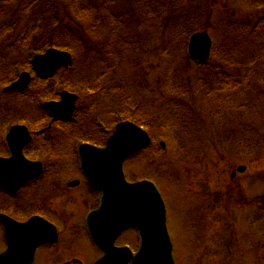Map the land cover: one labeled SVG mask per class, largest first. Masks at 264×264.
I'll return each mask as SVG.
<instances>
[{
    "label": "rangeland",
    "instance_id": "1",
    "mask_svg": "<svg viewBox=\"0 0 264 264\" xmlns=\"http://www.w3.org/2000/svg\"><path fill=\"white\" fill-rule=\"evenodd\" d=\"M35 1L0 0V27L2 24L11 25L9 29L0 32V54L8 53L5 50L8 43L13 44V47L17 46V58L20 60H14L22 61L23 64L19 63L17 66L16 75L23 69L30 71L29 63L26 64L25 59L31 54L25 55L23 49H18L21 46L19 43L28 39L25 38L27 33L32 46H35L32 50L34 55L43 54L42 52L51 47L61 49L58 43L55 45L50 42L53 38L55 43L57 34L61 31L71 32V37L75 33V36L83 35L92 43L101 41V50L106 53V62L100 65L96 64L97 60H81L79 52L75 55L71 51L74 56L71 66L61 68L44 84L51 86L57 81L53 88L55 94L63 90L61 84L66 80H74L77 85L83 81L92 85L82 91L72 90L78 94V115L69 123L63 121L67 125L59 122L52 127L54 140H51L46 154L50 155V149H53L58 167L55 175L58 172L60 175L55 178L54 192H51L48 185L43 187L44 194L55 195L49 199L44 198V207L55 208L75 221L76 244L80 246L84 256L77 253V257L84 258L88 264L100 255L82 230L83 214L95 204L96 192L88 190L78 171L74 154L79 144L97 133L88 130L92 126V115H106L108 110L117 107L124 99L138 104V111L159 115L165 121L173 113V110L161 111L173 95L170 86H173L174 81L167 76L170 69L168 66L170 61L180 63L176 56L170 58L169 50L176 48V54L181 57V45L187 48L188 37L186 42L176 39L184 38L180 34L185 31L186 25L192 24L190 26L198 28L197 32L206 30L212 39V47L218 48V52L219 42L225 40L224 34L229 29H233V22L236 21V27L252 29L255 38H252L253 33L247 34L244 31L239 32L242 37L231 38L237 45L240 43L242 49L248 43L249 56H244L247 64L251 62L253 53H260V49L264 48L263 26L257 27L256 31L253 27L260 16L264 17V11L240 0H187L182 3L188 7L178 3L179 0H159L161 2L155 6L147 0H143L144 4L141 3L142 0H137L142 7L137 5L136 0H91L96 7L101 8L97 11L102 16L103 4L114 16L112 21L110 16H104V20L97 22L93 18L95 12H88L87 17L83 13L80 20L76 19L70 8V0H38V5L42 8H58L59 23H41L43 28L35 24V28H32L29 25H32L30 20L33 14L29 13V4H32L33 12L37 11L39 6ZM86 1L82 3L85 10L89 7V1ZM164 13L167 16L163 21L157 15ZM192 15L200 19L182 24L177 21L179 17ZM22 29L27 30V33L22 40H18L17 35ZM122 40H126L127 45L122 44ZM260 64L247 79L253 85L252 91H246L248 95L242 96L238 86L244 87L249 83L243 80V69L241 73L229 68L223 69L226 73L234 72L237 84L233 79L232 85H218L212 81L213 78L208 72L204 71V74L196 76L198 68L195 64L182 61L175 76L181 85L186 86V82L192 84L196 78L203 79L202 90L198 92L195 88L196 98L187 107L189 114H186L192 120L193 126L176 127V130L169 127L159 129L156 133L151 131L153 138H157V143L150 149L129 157L124 163L127 180L146 178L157 185L166 206V222L176 251L177 264H264V234L261 241L254 240L257 246L251 252L248 248L250 233L247 232V228L252 227L250 221L248 222V215L252 211L264 213V84L260 82L264 80V62ZM2 67L0 63L1 91L16 78L15 76L10 79ZM237 69L241 68L236 67ZM206 81L214 83H210L213 87L211 101L208 95H202L203 87L208 85ZM73 87H76L75 84ZM187 89L193 95L190 89L194 88ZM41 102L37 98L33 105L36 107L35 104L40 105ZM33 105L26 97L1 92L0 120L5 119L1 120L6 123L5 130L23 117L31 122V118L37 116ZM182 119H186L184 115ZM114 122L100 137L109 136ZM166 129L169 131L165 133ZM160 139L164 147L158 145ZM244 140L248 144L239 142ZM253 141L257 142L252 144ZM4 152L3 137L0 154ZM240 165L245 166L242 172L236 170ZM235 170V175L231 177V172ZM75 179L79 183L70 188L69 182ZM0 201H4L2 196ZM19 201L20 198H17V204ZM68 221L69 218L66 223ZM193 226L202 230L192 235L196 240L189 245V228L192 229ZM258 236V232L253 234L252 231V240ZM135 241V231L130 229L117 238L116 244L128 243L134 247Z\"/></svg>",
    "mask_w": 264,
    "mask_h": 264
},
{
    "label": "water",
    "instance_id": "2",
    "mask_svg": "<svg viewBox=\"0 0 264 264\" xmlns=\"http://www.w3.org/2000/svg\"><path fill=\"white\" fill-rule=\"evenodd\" d=\"M210 44L211 40L206 32H196L190 37L189 52L193 57L205 60ZM71 62L69 52L49 48L45 53L33 57L32 66L37 75L48 77L62 65H69ZM29 80V74L23 72L5 90L25 89ZM76 97L73 93L63 91L60 101L47 102L45 106L51 110L53 117L69 119L75 108ZM8 140L13 156L0 159V186L15 190L40 173L41 164L28 161L22 156V145L29 140L25 127L13 126ZM149 142L148 134L141 127L130 121H123L116 125L105 147L81 144L78 148L81 168L86 178L91 185L103 192L100 207L89 215L87 224L92 240L104 251V256L95 264H126L131 259L132 264H174L165 227V207L158 190L153 183L145 180L128 183L122 172L124 159ZM238 170H243V167ZM129 227H136L140 237L139 250L134 257L128 248H116L113 245L115 238ZM17 237L19 234L7 254L12 249H20Z\"/></svg>",
    "mask_w": 264,
    "mask_h": 264
},
{
    "label": "trees",
    "instance_id": "3",
    "mask_svg": "<svg viewBox=\"0 0 264 264\" xmlns=\"http://www.w3.org/2000/svg\"><path fill=\"white\" fill-rule=\"evenodd\" d=\"M88 1H89L88 2L89 7H87L88 9L85 10V7L82 3H86L87 2L86 0H70V5H71L70 8L73 10V12L76 16V19L80 20V18L83 17V13L85 16H88L87 15L88 12H89V14H92V12H95L94 17H93L94 20L97 22L101 21L103 16L100 14V12L97 11L98 9H101V8L96 7L94 5V3L91 2V0H88ZM147 1L150 2L151 5H154V6L156 5V3L161 2L159 0H147ZM179 1L180 2H178V3H180V4L187 2V0H179ZM240 1L243 3H246V4H252L251 6H253L254 8L255 7L260 8V9H263V11H264V0H240ZM35 3H37V0L35 1ZM141 3L144 4V1L142 0ZM162 3H163V1H162ZM142 4H140V1L137 2V5L140 7H142ZM183 6L188 7L185 5H183ZM37 12H38V14H37ZM36 14H37V17H36L35 22H39V25L41 23H48V24H51L54 22H55V24L59 23L60 11H58V8H56V7L55 8L50 7L49 9H46V8H42L41 6H39L38 10L36 11ZM166 16H167V13L157 15V17L159 19H162L163 21H164V19H166ZM196 19H200V18L196 17L195 15H192V16H188V17H179V18H177V21H179V23H181V24L188 22V21L193 23V21H195ZM195 22H197V21H195ZM161 23L163 25H165L163 22H161ZM190 25H192V24H190ZM190 25H186L185 31L180 34V36H182L184 38H182V39L177 38L176 40L180 39L179 41L182 40V42H184V41L186 42V38L188 37V35L194 31L198 30V28H193ZM261 25L263 26L262 32L264 34V17L260 16L257 23L253 26L254 30L256 31L257 27H260ZM42 26L40 25L41 28H43ZM32 28H35V27L32 25ZM232 28L233 29H229L228 33L224 34L225 40H222L219 42L220 44L218 46L220 47V51L218 52V48H215L213 50L211 63L208 62V64H206L205 66L204 65H196L198 68V72L196 73V76H200V75L204 74V71H205V72H208L210 74V77L213 78L212 81H214L215 84H218V85H225V84L229 85V84H231L232 85L233 79H234V83L237 84V81H236L234 74H233L234 72L229 71V73H226L227 71H224L223 69L229 68L230 70H233V71L238 72V73H241V70L243 69L245 71L244 75H243V78H244L243 80L245 81V83L249 82V81H247V79L250 77V74L253 73L259 67V64L261 62H264V48L260 49V53L258 51L253 53L251 62H248L246 64L247 60L244 61V56H249V55H247L248 54L247 53V44L248 43L246 44L243 42V44H246L245 45L246 49H245V46H243V49H242V46L240 45V43H238V45H237L234 42V40H232L231 38L240 37V36L242 37V35L239 32L242 33L243 31H244L243 33L247 32V34L253 33L252 29L247 30V28H245L244 26L236 27V21L233 22ZM233 30H234V33H233ZM161 32H163V30ZM236 32L238 33V35H236ZM70 33L71 32L66 33L64 31H61L60 33L57 34V37H58L57 40L55 38L56 42L55 43L53 42V38H52V41H50V42L52 44H55V45H57V43H58L59 48L72 51L75 55L77 52H79L81 57H82L81 60L88 59L89 62H92L93 60H95V61L97 60L96 64H100V65H102L104 62H106L105 61L106 53L102 52L103 50H101V47H100L101 44H99V42H101V41H99L98 43H95L93 41V43H92V41L90 39L86 38L83 35L75 36L76 35V33H75V35L73 37H71ZM29 36L30 35L27 33V36L25 38H28V39H26V41L19 43L21 46H18L19 47L18 49H24L25 52H28V53L31 52L32 53L33 52L32 50L34 49L35 46H32L31 42L29 41V39H30ZM255 36H256L255 33H253L252 38H255ZM243 37H245V35ZM22 39L23 38H20V39L18 38V40H22ZM249 39H251V38H249ZM176 42H175V44H176ZM121 43L127 45L126 40H122ZM12 45H11L10 51H8V49L5 48L6 52H8L7 54L2 53V52L0 54V56H3V58L0 59V63H3L4 67H6L9 63H11L9 66L6 67V68L9 67V69H10V71L8 73L9 76L11 75L10 73L13 72V71H11V69L17 67V65H18V63H16V61L13 59V58L17 59L16 57L7 58L6 56H4V55H8V54L13 56L12 54H15L17 52V49H16L17 46L15 45L13 47ZM173 45H174V43H173ZM184 48H185V45L182 44L181 49H180L182 51V60L176 66V69L173 71L172 76H170L173 78V81H174L173 86L172 85L170 86L171 90H173V92L172 91L171 92L174 96L172 95V97L169 99V102L164 104L163 110H161L163 112H166V111L170 112L171 110H173L172 115L169 117H166L165 121L161 120L160 119L161 116H159V115L156 116V114L151 115L150 113H148L146 111H138V109H139L138 104H135L134 102L129 101V100L126 101V100L122 99L118 103L117 107H114V108H111L110 110H108L106 115L102 113L101 116H104V117H100L99 114L93 115V117L91 118L92 123L97 119L100 121L102 120V122H103V119H104V120H106V123H104V124L106 125L105 128L107 129V127H110V125L112 124V122L115 119H118V120L130 119V120H132V121H134L140 125H143L148 130H151V129H153V130L158 129L159 130L161 128H165L166 126L173 127L174 130H176V127L188 128V127H190V125L192 127L193 126L192 120L190 119V117L188 118V116L186 114V113L189 114V110L187 109V107H189V105H191L189 103H191V101L194 98H196L195 97L196 96L195 88H197L196 91H198V92L200 90H202L203 79H197L196 78V81L194 80V83L192 82V84L189 82H186L187 83L186 86L181 85L179 83V80L175 79V76L178 74V71H176V70L180 66L181 62L182 61H184V62H190L191 61L189 58H187L185 56ZM35 50H36V48H35ZM169 51H170V56H173V57L176 56L177 58H179L178 55L176 54V48H174V49L171 48ZM234 53H236V54L234 55ZM238 61L241 64H239ZM100 62H102V63H100ZM174 62L175 61H170V65ZM236 67H239L241 69L236 70ZM70 69H72V68H70ZM83 71H85V70H83ZM168 78H169V76H168ZM71 81L66 80L63 84H61L62 85L61 87L63 89L82 91V90L90 88L92 86V85H89L86 81H83L80 85H77L74 80H71ZM187 81H190V79H187ZM206 82L208 85L203 87L204 91H203L202 95L203 96L208 95V98L211 101V99H212L211 93L213 92V90H212L213 87L211 86L210 83H212V82L211 81H206ZM260 82H262L264 84V80H261ZM240 83H241V81H240ZM74 84L76 87H73ZM212 84H214V83H212ZM77 86H79V87H77ZM252 86H253L252 83L249 82L248 85H245L244 87L238 86V88H241L238 91L242 96H247L248 93H246V91H252V89H253ZM188 87L194 88V89H190V91L193 92V95L191 94V92L188 91V89H187ZM41 92H42V95H44V97L47 95L46 88L45 89L43 88V90ZM177 95H179V96H177ZM183 115L186 119H182ZM156 126H158V127H156ZM179 146L181 147L182 145L180 144Z\"/></svg>",
    "mask_w": 264,
    "mask_h": 264
},
{
    "label": "flooded vegetation",
    "instance_id": "4",
    "mask_svg": "<svg viewBox=\"0 0 264 264\" xmlns=\"http://www.w3.org/2000/svg\"><path fill=\"white\" fill-rule=\"evenodd\" d=\"M9 94L21 95L23 93ZM31 119L32 121L28 122L29 120L26 121L23 117V119H19L16 122V124L24 125L30 136L29 142L24 146L22 145L21 151L26 159L41 161L43 170L36 178L27 181L15 191H7L0 188V197L2 196L4 200L0 203V215L9 219L10 223V226H8L0 221V264H18L20 262H23L22 264H87L84 258L77 257V253L80 256H83V254L80 246L76 244V237L74 235L75 221L70 220L69 216L61 214L57 209L46 208L43 205L44 198L49 199L55 196L50 193L44 194V185L50 186L51 192H54L56 188L55 178L60 173L58 172L55 175L58 171L57 164L54 162L55 160L47 162L43 155L46 152L45 150L48 151L50 147L49 145L44 146L43 118L37 116ZM46 119H48V127L59 124V118L53 119L52 117H47ZM1 120L4 121L5 119L1 118ZM1 120L0 122H2ZM16 124H12L11 126ZM4 126L6 127V123H4ZM11 126L7 128V131ZM1 128L2 125H0ZM4 150L5 152L0 155L2 157L9 155L6 140L4 141ZM52 150L50 149L51 154H53ZM54 157L52 155V158ZM68 185L72 188L77 184L71 185L70 181ZM17 198H20L19 204H17ZM67 217L69 221L66 223ZM28 228H30V231ZM18 234L19 237L17 238L20 243V249H12L7 254L10 245L14 244L13 240H15ZM126 244L128 243L118 246ZM196 247L198 248L199 246L197 245ZM196 247L194 250L197 249ZM18 257L21 259H17ZM173 257L175 261L176 251L174 250V244ZM92 263L93 260L89 261L88 264ZM175 263L177 264V260Z\"/></svg>",
    "mask_w": 264,
    "mask_h": 264
}]
</instances>
